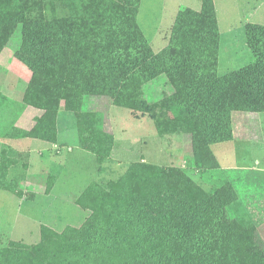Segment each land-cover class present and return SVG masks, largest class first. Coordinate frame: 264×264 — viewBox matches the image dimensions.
I'll return each mask as SVG.
<instances>
[{"label":"trees","instance_id":"1","mask_svg":"<svg viewBox=\"0 0 264 264\" xmlns=\"http://www.w3.org/2000/svg\"><path fill=\"white\" fill-rule=\"evenodd\" d=\"M141 1L0 0V54L5 47L13 48L14 56L32 72L23 102L0 92L3 108L13 107L16 118L1 135L57 144L62 102L68 112H79V98L117 101L127 97L144 102L146 111L155 106L170 108L176 117L173 126L193 135L194 168L219 167L211 144L233 137L231 114L238 110L264 112V24L246 25L248 64L220 75L221 33L215 0H202L200 10L188 7L180 11L169 44L158 53L138 20ZM161 75L166 76L170 92L163 90L160 100L150 102L146 85ZM29 106L44 112L32 129L15 128L17 118ZM153 116L159 119L156 126L162 134L167 122L163 125L162 112ZM77 129L80 146L94 153L100 163L111 156L110 145L93 141L83 128ZM13 164L3 158L0 161V189L22 197L8 181ZM173 171L168 174L151 164L137 163L120 181L105 186L91 182L77 199L88 211L110 202L114 206L120 202L119 209L134 208L141 217L127 224L144 230L134 236L146 243L156 240L158 232L151 234L144 218L161 216L173 202L194 210L193 224L157 240L134 257L123 261L76 247L71 243L76 229L57 231L43 225L36 244L0 246V264H264V241L252 217L241 211L233 184L228 182L211 192L181 168ZM162 176L163 183L158 180ZM146 184L158 185L149 197L155 198L158 206L153 205L150 211L143 209L147 197L138 191ZM174 221L168 222L169 226L155 221L153 227L168 231Z\"/></svg>","mask_w":264,"mask_h":264},{"label":"rangeland","instance_id":"2","mask_svg":"<svg viewBox=\"0 0 264 264\" xmlns=\"http://www.w3.org/2000/svg\"><path fill=\"white\" fill-rule=\"evenodd\" d=\"M201 4L202 0H142L138 20L148 37L150 34L155 36L154 45L158 47L163 45L165 37H169L179 6L186 5L196 9ZM217 4L222 30L229 35L237 31L238 35L236 48H239V60L233 61L232 66L221 62L219 68L220 73H228L250 61L246 30L243 28L247 22L264 24V0H217ZM19 36L20 33H17L16 37ZM10 54H13V57L9 61ZM14 54L15 51L11 47L2 50L1 67L5 68L7 73L0 76V81L3 82L4 75L7 76L6 80L12 85L9 93L16 95L15 98L20 99L16 102L20 103L24 100L32 72ZM162 82L165 81L157 78L147 83L146 97L150 102L160 100L163 90L170 92L171 87L165 83L163 85ZM62 104L63 115L57 144L35 141V145L37 142H40V145L34 146L36 152L33 154L13 141L12 145L15 147L5 145L2 149L0 161L3 158L14 163L8 171V181L23 196L0 189V246L13 242L36 244L41 239V227L49 225L57 231L76 229L71 240L76 247L126 261L157 240L193 224L194 210L179 207L173 202L174 205L171 204L172 207L167 211L162 210L161 216L144 218L143 224L151 230V234L158 232L155 235L156 240L150 239L149 243H146L144 238L135 239L134 236L139 234L136 232L144 230H134L133 224H127L130 219L136 222V216L141 217L134 208L123 210L122 206V209H119L120 202H117L116 206L110 202L108 205L104 203L96 211H88L77 203V199L91 182L99 181L105 186L120 181L121 175L129 169L131 171L134 164L145 163L143 160H146L145 164H151L153 169H162L168 174L174 172L176 167L187 174L191 173L195 161L193 135L179 126H173L176 117L170 108L159 109L160 106H155L153 111H146L144 102L138 103L136 99L127 97L117 101L116 98L107 97L79 98L76 101L79 112H68L64 108V102ZM36 109L44 112L41 108ZM14 111L13 107L10 110L3 108V102L0 100V134L1 130L7 132V128L12 127V119L16 120ZM161 112L164 117L163 125L167 122V126L162 128V134L156 126L159 119L153 116ZM63 116H66L64 122ZM5 125L7 127L1 128ZM80 127L88 132L89 139L101 141L102 145H110V150H115L112 163L108 158L100 163L94 153L80 146L77 133V128ZM247 155L243 154L240 159L247 158ZM231 160L228 159V165ZM252 160L254 159L247 162ZM163 176L158 179L162 180L161 183L164 182ZM131 189L133 192V188ZM157 189L158 185L146 184L145 188L138 190L144 199L147 197L144 202L146 206L143 207L145 211H150L153 205L158 206L155 198H149ZM126 196L128 198L129 194ZM204 206H207V203ZM155 221H174L170 225L173 228L168 227V231L164 227L154 228Z\"/></svg>","mask_w":264,"mask_h":264},{"label":"crops","instance_id":"3","mask_svg":"<svg viewBox=\"0 0 264 264\" xmlns=\"http://www.w3.org/2000/svg\"><path fill=\"white\" fill-rule=\"evenodd\" d=\"M215 4L218 21H220L217 0H215ZM201 6L195 10H200ZM188 7L194 9L186 5H180L178 7L173 18L172 27L174 26L178 13ZM247 23L245 24V28H243L244 30H246ZM219 26L221 37L218 70L221 62L225 65L228 64L232 66L233 61L239 60V48H236L238 39L237 31L229 35L222 30L220 22ZM169 34L168 38L165 37L163 45H158V47L154 45L156 42L154 35L152 36V34H150V37H148L145 33V36L152 45L154 51L158 53L169 44L171 31ZM1 57L2 55L0 56V76L7 73V70L1 67ZM12 57L13 54H10L8 60L10 61ZM219 74L224 75L226 73L219 72ZM163 76L165 75H161L159 79H163L165 82H162V84L164 85L165 83V85H167V78L165 79ZM6 78L7 76L4 75V81H0V92H3L14 100H20L15 98L16 95H10L12 85ZM167 86L169 87L170 85ZM42 114V110L29 106L24 113L17 118L15 128L21 130H25L26 128L30 129V127L34 125L35 118ZM62 115L63 112L60 111L58 116L59 133ZM64 120H66V116H63V122ZM231 121L233 137L229 140L211 144V149L219 167L209 169L194 168L188 175L207 191H214V187H221L228 182L233 184L238 193L241 211L247 212L252 217L264 241V112L234 111L231 114ZM39 140L40 139L23 137L20 135L10 137L0 134V156L5 145L15 147L12 145V141L24 146L33 154L36 152L34 146L40 145V142H37L36 145L34 143ZM243 154H248L247 158L240 159ZM114 155L115 150L113 149L111 156L108 158L111 163L113 162ZM228 159H232L229 165L227 164ZM251 159L254 160L247 162ZM143 162L146 163V160H143ZM109 168H111V166ZM100 170L99 167V171ZM126 172L121 175L122 178L125 176Z\"/></svg>","mask_w":264,"mask_h":264}]
</instances>
